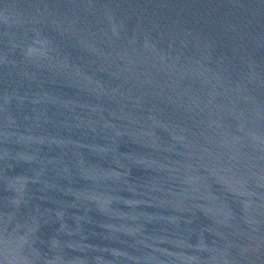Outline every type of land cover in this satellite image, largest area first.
Listing matches in <instances>:
<instances>
[{"label": "water", "instance_id": "95a60500", "mask_svg": "<svg viewBox=\"0 0 264 264\" xmlns=\"http://www.w3.org/2000/svg\"><path fill=\"white\" fill-rule=\"evenodd\" d=\"M0 264H264V0H0Z\"/></svg>", "mask_w": 264, "mask_h": 264}]
</instances>
